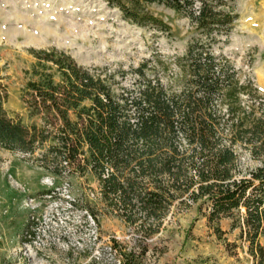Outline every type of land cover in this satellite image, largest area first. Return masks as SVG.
I'll return each instance as SVG.
<instances>
[{
    "label": "trees",
    "instance_id": "1",
    "mask_svg": "<svg viewBox=\"0 0 264 264\" xmlns=\"http://www.w3.org/2000/svg\"><path fill=\"white\" fill-rule=\"evenodd\" d=\"M103 1L124 21L169 36L171 26L150 10L152 5L191 19L193 41L176 60L182 90L148 76L156 70L154 60L161 70L169 69L160 55L131 69L133 84L116 93V75L125 80L129 72L94 75L63 51H34L44 67L56 68L61 81L43 71L39 82L29 84V104L43 112V128L24 126L0 102V148L34 154L54 140L57 159L81 175L96 176L104 201L132 224L136 210L159 223L175 202L186 205L183 199L189 196L200 211L207 207L208 224L221 238L219 224L232 218L254 263L264 264L259 243L264 238V95L253 83L241 84L233 66L214 53V45L238 20L236 0ZM244 95L252 98L247 107ZM85 102L90 105L82 106ZM239 150L260 163L249 177H237ZM127 259L125 264L136 261L132 255Z\"/></svg>",
    "mask_w": 264,
    "mask_h": 264
},
{
    "label": "rangeland",
    "instance_id": "2",
    "mask_svg": "<svg viewBox=\"0 0 264 264\" xmlns=\"http://www.w3.org/2000/svg\"><path fill=\"white\" fill-rule=\"evenodd\" d=\"M233 7L238 20L214 45V53L233 66L241 84L253 83L264 95V0H236ZM150 10L171 26L170 36L124 21L103 0H0L3 108L28 128L44 127L43 112L29 104V84L39 82L43 71L54 75L55 83L61 78L33 52L54 48L94 75L129 72L160 55L169 69L161 70L154 60L156 70L148 76L180 92L176 60L193 41V23L161 5ZM135 77L129 72L123 80L117 74L116 93ZM241 99L246 107L252 103L251 97ZM69 118L75 121L74 111ZM57 145L49 139L34 154L0 148V264H125L130 255L134 264H255L241 229L232 228L234 220L221 221V238L208 224L207 207L200 211L189 196L183 199L186 205L175 202L160 224L138 210L137 222H127L104 201L96 176L81 175L57 159L52 150ZM239 153L237 177H249L260 163L248 151ZM259 243L264 245V238Z\"/></svg>",
    "mask_w": 264,
    "mask_h": 264
}]
</instances>
